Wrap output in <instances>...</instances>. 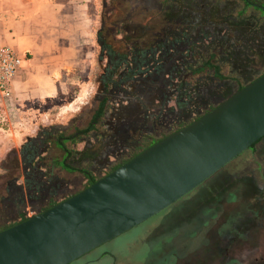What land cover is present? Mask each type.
<instances>
[{
    "label": "rangeland",
    "instance_id": "1",
    "mask_svg": "<svg viewBox=\"0 0 264 264\" xmlns=\"http://www.w3.org/2000/svg\"><path fill=\"white\" fill-rule=\"evenodd\" d=\"M91 1L96 25L87 56L77 82L56 100L58 106L43 107L16 136L12 122L2 119L10 112L0 101V229L84 189L80 171L99 179L136 153V141H143L139 132L127 130V136H135L133 143L103 139L126 118L120 108L128 103L113 86L126 71L115 61L110 65L109 45L117 53H128L131 45L142 52L163 38L165 49L175 47L181 58L175 77L182 85L175 94L164 90L157 125L163 127L155 131L156 139L264 71V0ZM117 40H125L124 46ZM81 86L85 97L64 109ZM101 100L93 129L81 133ZM58 138L64 139L63 151ZM65 154L75 171L58 166ZM13 188L18 191L12 194ZM70 264H264V137L175 204Z\"/></svg>",
    "mask_w": 264,
    "mask_h": 264
},
{
    "label": "water",
    "instance_id": "2",
    "mask_svg": "<svg viewBox=\"0 0 264 264\" xmlns=\"http://www.w3.org/2000/svg\"><path fill=\"white\" fill-rule=\"evenodd\" d=\"M264 137V73L76 194L0 231V264H70L157 215Z\"/></svg>",
    "mask_w": 264,
    "mask_h": 264
},
{
    "label": "crops",
    "instance_id": "3",
    "mask_svg": "<svg viewBox=\"0 0 264 264\" xmlns=\"http://www.w3.org/2000/svg\"><path fill=\"white\" fill-rule=\"evenodd\" d=\"M92 7L91 0H0V46L24 60L5 101L10 115L2 116L12 122L15 135L26 131L28 121L46 105L58 106L56 100L77 82L96 25ZM83 89L63 108L81 101Z\"/></svg>",
    "mask_w": 264,
    "mask_h": 264
},
{
    "label": "flooded vegetation",
    "instance_id": "4",
    "mask_svg": "<svg viewBox=\"0 0 264 264\" xmlns=\"http://www.w3.org/2000/svg\"><path fill=\"white\" fill-rule=\"evenodd\" d=\"M117 41L118 44L124 46L125 40L123 42L120 40ZM155 45L156 46H149V48L143 50L142 52L137 50L138 48L136 46L131 45V47H127L129 48L128 53L115 52L113 45H109L107 51L103 47L104 52H109L106 53V57L110 58V65L113 64V61H115L117 62V66H124L125 68L126 72L119 76V83L115 81L113 86L119 89L117 95L121 93L126 100L128 99V103H126L127 106L120 108L121 112H124L126 118L122 119L120 122L118 121L119 124L116 122L114 126L115 129L112 128V131L109 132L110 134L103 139L104 141L106 140V142L116 145L118 143L117 139H121L123 137L126 140H131L129 142L133 143L135 136H127V130L129 129L130 134L132 130H134V134L139 132V134H137L143 138V141L141 143L136 141L134 145V153H136L132 154L130 158L147 146H150L155 141L161 139L155 138V131H158L162 126L160 125V127H158L160 117L163 115L160 114L164 110V90H168L169 88L174 90L176 87L177 88L175 90H178L182 85L175 77L177 69L182 64L181 58H179V56L177 58L176 54H174V52H177L175 51V47L165 49L163 38ZM103 84L106 85L107 82L103 81ZM127 87H130L134 91H125L124 88L127 89ZM175 90L173 91L174 94L177 92ZM153 98L154 101H152ZM150 102H153L155 105L150 104ZM170 111L171 110H168L167 112ZM204 112L205 110L202 113ZM117 118L119 119L118 116ZM186 121V118H184L181 121L179 120L178 123L184 125ZM130 158H128V160ZM116 164L112 165L110 168L112 169L119 165ZM84 178L86 183L87 179L86 177ZM17 191V188H13L12 194ZM30 195L31 194L28 195V199L30 198ZM42 209L44 208L40 207L38 211ZM17 215H22L21 210L17 212Z\"/></svg>",
    "mask_w": 264,
    "mask_h": 264
},
{
    "label": "built area",
    "instance_id": "5",
    "mask_svg": "<svg viewBox=\"0 0 264 264\" xmlns=\"http://www.w3.org/2000/svg\"><path fill=\"white\" fill-rule=\"evenodd\" d=\"M24 60L9 47L0 46V96L4 101L10 97V86L16 73L23 67Z\"/></svg>",
    "mask_w": 264,
    "mask_h": 264
},
{
    "label": "trees",
    "instance_id": "6",
    "mask_svg": "<svg viewBox=\"0 0 264 264\" xmlns=\"http://www.w3.org/2000/svg\"><path fill=\"white\" fill-rule=\"evenodd\" d=\"M248 42H249V41H248ZM248 42H247V43H248ZM253 42H254V41H253ZM213 71H214V74H216L215 69H214ZM263 73H264V71H263L262 73H260L259 75H257L255 78H257L258 76H260V75L263 74ZM247 82H250V81H247ZM242 86H243V85L238 86L236 90H239ZM103 105H104V101H101V103H100V104L98 105V107L96 108V111L94 112V114H93L91 120L89 121L87 127H86L81 133L86 134V133H88L89 131H91V130L93 129L94 124L97 122V118H98V117L101 115V113H102L101 111H102ZM212 108H213V107H211L210 109H212ZM210 109H208L207 111H209ZM207 111H205L204 113H206ZM204 113H202L201 115H203ZM201 115L197 116V118L200 117ZM197 118H195V119H197ZM195 119H194V120H195ZM189 123H190V122H189ZM185 125H186V124H185ZM182 127H183V126H182ZM161 139H162V138H161ZM261 139H262V138H261ZM261 139L257 140V141H256L253 145H251L249 148L253 149L254 146L257 145V144L260 142ZM63 140H64V139L58 138V142H57V143H58V146L61 148L62 151H63V143H62ZM159 140H160V139H159ZM157 141H158V140H157ZM157 141H155V142H157ZM147 147H148V146H147ZM144 149H145V148H144ZM64 153H65V152H64ZM134 156H135V155H134ZM68 158H69V156H67V155L65 154L64 157L62 158V160L58 163V166L61 165V166H63L62 168H65L66 170L71 171V172H72V171H75L74 168L70 167V166L67 164V160H68ZM131 158H132V157H131ZM126 161H127V160H126ZM126 161H124V162L120 163L119 165H117L116 167L112 168L109 172L113 171L114 169H116L117 167H119L120 165H122L123 163H125ZM109 172H108V173H109ZM80 173H81L84 177H86V179H87V182H86V185H85L84 188H86L87 186L93 184V183L97 180V179L91 177V176L89 175L88 172L80 171ZM108 173H107V174H108ZM69 197H70V196H69ZM67 198H68V197H67ZM53 205H55V204H49V205H48L47 207H45L44 209L40 210L39 213L45 211L46 209L50 208V207L53 206ZM26 219H27V218H25V217L20 218L19 221H18L17 223H21V222L25 221ZM17 223H15V224H17ZM15 224L9 225V226L4 227V228H1L0 231L5 230V229H7V228H9V227H11V226H13V225H15Z\"/></svg>",
    "mask_w": 264,
    "mask_h": 264
}]
</instances>
